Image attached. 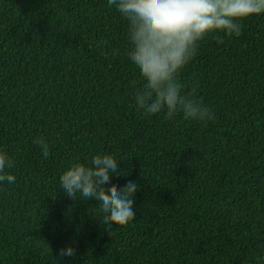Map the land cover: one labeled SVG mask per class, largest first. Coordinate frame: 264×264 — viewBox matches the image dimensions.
Listing matches in <instances>:
<instances>
[{"label": "trees", "instance_id": "1", "mask_svg": "<svg viewBox=\"0 0 264 264\" xmlns=\"http://www.w3.org/2000/svg\"><path fill=\"white\" fill-rule=\"evenodd\" d=\"M203 37L178 79L212 112L147 116L107 0H0V264H264V13ZM40 138L48 143L44 157ZM110 154L135 218L102 231L58 176ZM71 246L72 257L58 249Z\"/></svg>", "mask_w": 264, "mask_h": 264}, {"label": "clouds", "instance_id": "2", "mask_svg": "<svg viewBox=\"0 0 264 264\" xmlns=\"http://www.w3.org/2000/svg\"><path fill=\"white\" fill-rule=\"evenodd\" d=\"M126 22L129 46L127 59L142 82L133 85L131 103L147 116L163 114L173 119L202 121L212 112L196 95L195 88L185 90L178 79L183 67L196 54L198 42L209 33L222 31L238 37L241 20L264 13V0H107ZM44 157L49 145L40 138ZM13 167L7 153L0 150V183H13L15 176L6 169ZM120 174L110 154H93L88 162L72 161L58 176L59 190L72 200L95 201V217L102 231L123 226L135 218L133 196L136 181L109 189L108 181ZM61 256L72 257L74 249H58Z\"/></svg>", "mask_w": 264, "mask_h": 264}]
</instances>
